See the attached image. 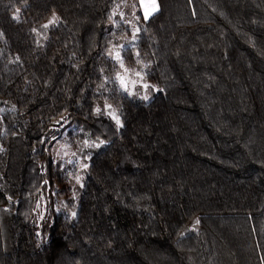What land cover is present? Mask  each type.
Segmentation results:
<instances>
[{
	"label": "trees",
	"instance_id": "1",
	"mask_svg": "<svg viewBox=\"0 0 264 264\" xmlns=\"http://www.w3.org/2000/svg\"><path fill=\"white\" fill-rule=\"evenodd\" d=\"M156 1L0 0V264H264V0ZM67 126L88 167L40 244Z\"/></svg>",
	"mask_w": 264,
	"mask_h": 264
},
{
	"label": "rangeland",
	"instance_id": "2",
	"mask_svg": "<svg viewBox=\"0 0 264 264\" xmlns=\"http://www.w3.org/2000/svg\"><path fill=\"white\" fill-rule=\"evenodd\" d=\"M129 2L139 5V10L144 19L146 12L150 13V15H148V17H150L158 9L156 0H129ZM154 8L155 10H153ZM54 18L55 22L50 23ZM56 23H58V19L53 15L47 20L46 25L52 26ZM123 46L124 44L114 48L108 53V56L116 61L119 66V71L117 73L118 84L128 95L136 96L138 99L147 102L154 92H147L149 84H147L139 74L121 65L120 53ZM117 53H119V58H117ZM145 85H147V87H145ZM145 97H147V99H145ZM110 115L113 117L114 114L110 113ZM71 129H73V126L64 128L58 137L51 142L48 149L49 159L51 161L50 168L53 171L52 174L55 176L65 173V176L63 178L64 184L62 185L57 183L60 179H55L53 187L46 181V185L42 188L37 198L39 199V203L35 210V218H37L35 221L37 229L36 238L40 244L48 239L54 218L58 214L67 211L70 216H73V213H75L74 209L68 207V202L78 199V189L82 188L85 171L88 167V162L83 160L81 156H78L74 148L70 149L66 143L60 142V139L64 138ZM67 189L71 192L65 193L64 195H57L58 192Z\"/></svg>",
	"mask_w": 264,
	"mask_h": 264
},
{
	"label": "snow or ice",
	"instance_id": "3",
	"mask_svg": "<svg viewBox=\"0 0 264 264\" xmlns=\"http://www.w3.org/2000/svg\"><path fill=\"white\" fill-rule=\"evenodd\" d=\"M153 10H155V8H154ZM17 11H18V10H17ZM148 15H150V13H147V12H146V13H145V19H147ZM14 18H18V17H14ZM54 22H55V18L53 19V21H50V23H54ZM44 27L46 28V27H48V25H44ZM117 58H119V53H117ZM145 87H147V85H145ZM145 99H147V97H145ZM97 111L99 112L100 110L97 109ZM112 118L115 119L117 125L120 126V120H119V118L116 117L115 115H113ZM73 216H75V213H73ZM197 223H199L198 220H197Z\"/></svg>",
	"mask_w": 264,
	"mask_h": 264
}]
</instances>
